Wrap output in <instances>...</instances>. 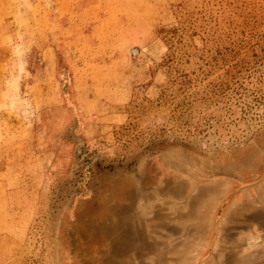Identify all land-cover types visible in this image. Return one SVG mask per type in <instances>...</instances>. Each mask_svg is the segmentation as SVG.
Here are the masks:
<instances>
[{
	"label": "rangeland",
	"instance_id": "obj_1",
	"mask_svg": "<svg viewBox=\"0 0 264 264\" xmlns=\"http://www.w3.org/2000/svg\"><path fill=\"white\" fill-rule=\"evenodd\" d=\"M67 5L0 109V264H264V0Z\"/></svg>",
	"mask_w": 264,
	"mask_h": 264
},
{
	"label": "crops",
	"instance_id": "obj_2",
	"mask_svg": "<svg viewBox=\"0 0 264 264\" xmlns=\"http://www.w3.org/2000/svg\"><path fill=\"white\" fill-rule=\"evenodd\" d=\"M72 0H0V109L19 91V80L26 72L25 57L20 54L24 46H35L43 60H51L54 39H66L69 28L84 19H69L67 4ZM86 10V9H85ZM5 64L7 70L5 72ZM5 115L0 110V118Z\"/></svg>",
	"mask_w": 264,
	"mask_h": 264
}]
</instances>
